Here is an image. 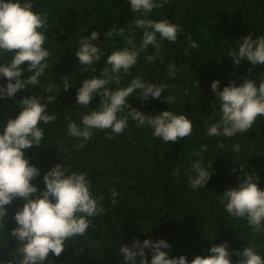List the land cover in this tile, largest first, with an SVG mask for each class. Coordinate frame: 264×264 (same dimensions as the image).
Segmentation results:
<instances>
[{
    "label": "trees",
    "instance_id": "trees-1",
    "mask_svg": "<svg viewBox=\"0 0 264 264\" xmlns=\"http://www.w3.org/2000/svg\"><path fill=\"white\" fill-rule=\"evenodd\" d=\"M33 4L36 11L48 18L46 46L50 56L41 84L31 88V93L46 99V86L55 83L51 94L56 100L48 102V111L57 117L49 125H42V145L26 150L31 163L41 170L33 183L44 188V174L63 162L72 170L87 171L95 195L104 197V212L93 217L94 225L83 236L70 238L59 257L50 254L46 264H124L119 247L136 238H164L172 245L167 250L170 256L186 255L189 260L209 255L213 244L224 241L229 243L233 264L240 259L236 250H243L248 243L264 255V232H253L246 219L229 215L218 196L237 185L245 170L255 171L259 186L264 188V116H258L245 133L233 137L206 135L209 116L219 109V100L210 86L212 81L218 79L222 90L232 81L240 84L246 78L259 84L264 76V64L254 67L242 60L234 65L228 56L241 37L264 35V0H166L153 9L149 18H167L179 23L183 32L175 43L162 41L159 53L151 46L141 52L137 65L131 68L133 76L139 73L148 81L167 85L164 94L148 101L131 95L128 100L146 114L155 115L171 108L176 113L187 112L194 124L192 134L166 145L152 136L150 128L139 127L130 120L124 133L108 139L106 131L110 130H98L79 149L74 147L77 141L68 136L66 128V117L79 122L80 116L89 111L76 104L77 89L84 78L100 74L106 66V56L114 48L127 44L115 34L107 41L104 33L111 27H124L126 35L139 45L142 30H130L134 13L128 0H33ZM92 31L100 32L94 43L103 46L105 56L95 63V72L79 65L74 51L80 37L90 36ZM191 40L197 41V48L190 47ZM12 54L7 55L11 58ZM148 56L155 59L149 61ZM170 64L176 67L174 76L169 75ZM132 75L110 87L125 86ZM66 77L72 87L64 91ZM31 93L25 89L12 99L0 100V119L18 114L16 99ZM165 95L175 96V103L169 105ZM100 99L96 96L89 107L96 108ZM204 144L208 147L202 158L205 162L213 161L212 176L205 189H192L186 172L193 159L201 158L198 152ZM234 144L240 145L238 153L233 151ZM113 186L120 192L115 203L110 196ZM23 203V199H16L8 206V239L0 236V258L9 259L18 247L19 241L11 236V229L16 226L12 216ZM146 254L151 259L148 250Z\"/></svg>",
    "mask_w": 264,
    "mask_h": 264
},
{
    "label": "clouds",
    "instance_id": "clouds-1",
    "mask_svg": "<svg viewBox=\"0 0 264 264\" xmlns=\"http://www.w3.org/2000/svg\"><path fill=\"white\" fill-rule=\"evenodd\" d=\"M164 2L166 0H128L134 13L130 30H142L139 45L126 35L124 27H111L104 33L107 41L115 34L123 37L127 44L114 48L106 56V66L100 74L84 78L78 87L76 104L89 111L80 116L79 122L66 117L67 134L77 141L75 148H83L98 130H110L106 131L108 139L124 133L130 120L139 127L150 128L152 136L166 145L192 134L194 124L187 112L176 113L171 108L155 115L146 114L128 100L131 95H139L142 101L158 99L167 87L163 83L148 81L139 73L135 76L131 73L141 52L151 46L159 53L162 41L175 43L183 32L179 23L167 18H149L148 14ZM47 23V15L34 9L33 0H0V100L12 99L25 89L31 93V88L41 84L40 78L49 67ZM100 35L99 31H92L90 36H81L79 47L74 50L78 64L86 71L95 72V63L105 58L103 46L94 43ZM190 47L197 48V41L191 40ZM9 52L13 53L11 58L7 55ZM228 56L234 65H239L242 60L254 67L264 64V35L241 37L238 46ZM147 59L152 61L155 57L148 56ZM175 73V65L170 64L169 75ZM127 75L133 78L125 86L110 87L120 84ZM197 85L199 87L198 80ZM219 85L218 79L210 85L219 100V109L209 116L211 122L207 125V136L233 137L245 133L253 127L258 116H264V76L259 84L255 79L246 78L240 84L232 81L222 90ZM70 87L72 85L66 77L64 91ZM55 88V83L46 86L49 93L46 99L32 93L16 99L18 114L0 119V236H6L8 206L16 199L24 201L12 216L16 226L11 229V236L19 241L18 247L9 259L0 258V264H46L51 256L59 257L64 252L70 238L83 236L94 225L93 217L104 212L101 203L104 197L95 195L87 171L72 170L61 162L44 174V188L33 183L41 170L31 163L26 150L42 145L45 139L42 125H49L57 118L55 113L48 111V102L56 100L51 94ZM96 96L101 98L100 103L96 108H90V102ZM164 99L169 105L176 101L175 96L165 95ZM207 147L201 145L198 152L201 158L193 159L186 172L187 183L192 189H205L211 179L213 161L205 162L202 158ZM220 147L223 148L222 143ZM232 148L236 153L240 151L239 144ZM258 179L255 171L245 170L237 185L226 188L218 196L229 215L246 219L253 232L261 233L264 232V188L259 186ZM119 195L118 188L113 186L110 196L114 203ZM171 247L164 238L143 241L136 238L131 244H121L119 254L124 264H233L228 241L213 244L208 250L209 255H197L192 260L186 255L170 256L167 250ZM236 254L240 257L237 264H264V255L254 244L248 243L243 250H236Z\"/></svg>",
    "mask_w": 264,
    "mask_h": 264
}]
</instances>
